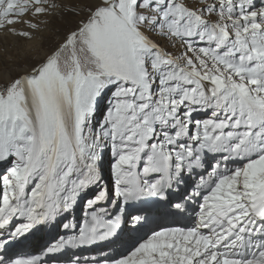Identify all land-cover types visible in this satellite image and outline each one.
<instances>
[{
	"label": "snow or ice",
	"instance_id": "obj_1",
	"mask_svg": "<svg viewBox=\"0 0 264 264\" xmlns=\"http://www.w3.org/2000/svg\"><path fill=\"white\" fill-rule=\"evenodd\" d=\"M58 11L81 18L0 73V264H55L124 225L126 246L69 264H264V0H0V32L31 41ZM161 202L195 218L159 223ZM59 217L40 255L16 250Z\"/></svg>",
	"mask_w": 264,
	"mask_h": 264
},
{
	"label": "bare ground",
	"instance_id": "obj_2",
	"mask_svg": "<svg viewBox=\"0 0 264 264\" xmlns=\"http://www.w3.org/2000/svg\"><path fill=\"white\" fill-rule=\"evenodd\" d=\"M76 0H72L74 3ZM65 3H69V0L64 1ZM47 17V19L51 22H54L55 19L59 20L62 18L61 13H57L55 15ZM41 33L38 32L36 34L37 42L35 44L31 43L28 40H24L19 37H13L10 35H7L6 33L0 32V73L4 72L5 69L2 68L4 65L8 66H23L25 63L31 64L35 62L36 59H41L43 56L47 53V51L42 48V43L44 40L43 36H40ZM7 42H13L14 46L12 47L13 52L9 51L7 49V45L9 43ZM104 103L101 102L100 104V112H98V118L102 114L103 109H104ZM6 165L0 164V171H3ZM108 170H109V153H105V161H104V172L105 176H108ZM88 197L92 195V192L89 191L87 194ZM80 204V203H79ZM77 205L74 212H77L79 209L80 205ZM73 213L71 215H73ZM67 215V214H65ZM69 215V217L71 216ZM65 219L63 217H59L58 220L55 223L48 224V225H42L40 226L39 230H34L33 233L27 234L28 239L20 238L23 243L18 244L16 246V250L19 251L20 253L26 251L28 252L29 250H35L36 248L39 247V245H42L46 237H51L48 241L52 242L55 237H53L52 234L56 235L58 234L59 226L60 223L64 222ZM178 226V225H176ZM123 231L121 232L120 239L116 241L113 244V247L117 248L118 245L131 241V238L133 236L130 235V226L129 225H124ZM49 234V235H48ZM69 258V257H68ZM51 264V263H50ZM55 264H69V262H64V263H59L55 262Z\"/></svg>",
	"mask_w": 264,
	"mask_h": 264
},
{
	"label": "rangeland",
	"instance_id": "obj_3",
	"mask_svg": "<svg viewBox=\"0 0 264 264\" xmlns=\"http://www.w3.org/2000/svg\"><path fill=\"white\" fill-rule=\"evenodd\" d=\"M63 0V3L67 5V7H72L75 4H78L80 0H76L74 3L72 0H69V3H65ZM61 13L62 18L57 20L55 19L54 22L49 21V24L47 27L42 26L41 28V35L44 37L42 48H44L47 52L55 46L56 43L59 42V39L62 38L65 32H67L69 29H72L76 26L77 22L81 18L80 16L74 14L73 12L68 11H58V13ZM56 15V14H55ZM54 15V17H56ZM37 38L31 40L30 42L35 44L37 42ZM9 45H7V49L11 52H13L12 47L14 46L13 42H7ZM8 66V65H7ZM2 68H6V65H4ZM134 238V237H132ZM131 238V239H132Z\"/></svg>",
	"mask_w": 264,
	"mask_h": 264
}]
</instances>
